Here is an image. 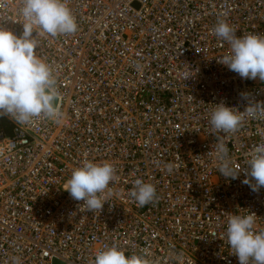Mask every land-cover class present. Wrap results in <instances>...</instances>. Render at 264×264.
I'll return each mask as SVG.
<instances>
[{"label": "built area", "instance_id": "2783aa9c", "mask_svg": "<svg viewBox=\"0 0 264 264\" xmlns=\"http://www.w3.org/2000/svg\"><path fill=\"white\" fill-rule=\"evenodd\" d=\"M22 6L0 0V27L22 35ZM69 7L77 32L42 33L37 48L56 75L62 119L20 126L0 116V264L12 256L22 264H94L113 245L129 256L146 250L157 264H178L179 253L184 264H239L226 224L230 214L251 211L264 230V188L243 183L248 154L264 143V120L217 134L241 169L237 179L219 173L208 120L221 101L243 111L242 93L264 101V82L217 62L229 45L213 30L224 20L238 36L264 34V0H69ZM112 80L131 86L100 88ZM85 161L117 169L102 212L86 211L63 189ZM136 179L155 185L154 203L137 206L129 195Z\"/></svg>", "mask_w": 264, "mask_h": 264}, {"label": "clouds", "instance_id": "9594fccd", "mask_svg": "<svg viewBox=\"0 0 264 264\" xmlns=\"http://www.w3.org/2000/svg\"><path fill=\"white\" fill-rule=\"evenodd\" d=\"M22 35L0 27V116L7 115L18 125H31L36 119L46 118L59 122L63 113L60 108V92L52 66L46 63L37 48L38 36L46 33L51 37L70 35L78 30V23L69 0H22ZM214 33L218 40L229 45L227 54L217 62L245 80L264 82V34L237 35V30L224 20H218ZM35 33V35H34ZM197 52H200L197 49ZM246 104L243 111L221 101L214 104L208 124L210 134L216 138L212 145L219 173L225 178L237 179L241 169L229 156L224 139L217 135L235 134L248 119L264 120V101H257L250 93H242ZM248 169L243 183L252 191L264 188V143L255 146L248 154ZM167 171H173L168 164ZM119 180L116 167L109 162L85 161L73 170L65 191L76 201H82L85 210L103 211L105 203L114 194L110 184ZM129 195L138 207L154 203L157 189L154 184L136 179ZM257 215L230 214L226 224L227 243L231 254L239 264H264V230H256ZM178 264H184L182 253L173 254ZM10 264H22L20 256L10 257ZM94 264H157L145 250L130 256L117 245L104 248L95 254Z\"/></svg>", "mask_w": 264, "mask_h": 264}, {"label": "bare ground", "instance_id": "6f19581e", "mask_svg": "<svg viewBox=\"0 0 264 264\" xmlns=\"http://www.w3.org/2000/svg\"><path fill=\"white\" fill-rule=\"evenodd\" d=\"M151 60H148V63H150ZM188 71V69H185L184 72ZM117 75H120V69H117ZM127 76V75H126ZM116 80H112V81H109V84H104L102 85L100 88L102 90H104L105 92H109V93H113V92H116L119 90L120 88V85H127V86H131L130 83H124V82H118L117 85L118 86H114ZM141 83V81H138L136 83L133 84L134 87H137L139 84ZM98 103V99H95V100H92L91 101V107H94L96 106V104ZM120 104L122 103L121 101L119 102ZM53 144H49V147L52 149L53 148Z\"/></svg>", "mask_w": 264, "mask_h": 264}, {"label": "water", "instance_id": "95a60500", "mask_svg": "<svg viewBox=\"0 0 264 264\" xmlns=\"http://www.w3.org/2000/svg\"><path fill=\"white\" fill-rule=\"evenodd\" d=\"M54 264H63V263H61L59 261H54Z\"/></svg>", "mask_w": 264, "mask_h": 264}]
</instances>
